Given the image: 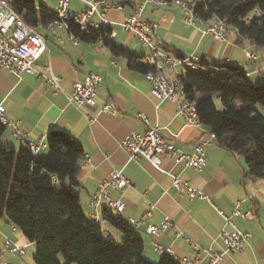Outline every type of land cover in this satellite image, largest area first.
I'll list each match as a JSON object with an SVG mask.
<instances>
[{
  "label": "crops",
  "instance_id": "crops-1",
  "mask_svg": "<svg viewBox=\"0 0 264 264\" xmlns=\"http://www.w3.org/2000/svg\"><path fill=\"white\" fill-rule=\"evenodd\" d=\"M36 1L52 9L57 3V0ZM109 1L106 17L110 21L108 27L116 34L115 43L143 56L146 51L140 41L126 32L122 23L144 0ZM71 8L81 11L85 4L72 0ZM142 16L157 24L155 36L175 55H194L198 61L206 59L239 65L249 71L253 81H264V47L239 38L232 28H227L224 41H218L210 34H203L199 25H187L181 7L173 1L168 4L148 2ZM93 20L101 23L97 15ZM37 30L45 37L48 48L38 65L42 68L50 61L61 78L62 91L53 89L37 75L0 71V105L5 107L8 118L21 121L32 141L47 145L49 133L60 130L80 143L85 156L80 160L79 193L86 215L89 216L92 210L90 199L101 182L109 179L114 170L121 169L130 181V187L123 194L114 191L113 197L123 199L126 204L123 218L145 216L146 223L137 232L144 240L147 258L156 262L162 259V255L154 250L157 241L163 247L171 248L175 258L193 259L195 249L187 237L204 248L224 253L223 264H264V178L247 177L245 159L217 143L206 148L208 162L201 172L177 165L166 156H161L163 170L144 158L129 161L120 142L133 131L144 133L149 126L159 125L167 140L183 151L192 152L195 144L206 137L208 129L187 125L176 114V102L158 103L145 74L131 70L125 58L115 57L103 43L80 41L76 45L62 28L51 31L40 25ZM249 53L256 54V59L251 60ZM91 72L99 73L103 78L96 103L87 108L92 121L67 99L73 85ZM106 103H114L117 112L101 113L100 109ZM4 141L16 147L22 144L10 128ZM169 173L190 181L227 213L236 208L255 210L253 219L236 220L239 228L251 234L243 250L225 251L219 237L224 228L222 217L209 202L174 188ZM96 213L103 218L102 210ZM167 219L174 222L172 228L158 235L148 233L150 224L159 225ZM101 224L107 236L117 240L123 237L110 223L102 221ZM8 241L25 253H10L6 248ZM35 254L36 244L6 216H0V264H35ZM201 264L207 262L204 260Z\"/></svg>",
  "mask_w": 264,
  "mask_h": 264
},
{
  "label": "trees",
  "instance_id": "trees-1",
  "mask_svg": "<svg viewBox=\"0 0 264 264\" xmlns=\"http://www.w3.org/2000/svg\"><path fill=\"white\" fill-rule=\"evenodd\" d=\"M26 23L39 27L57 19L54 9L36 0H9ZM171 2L173 0H165ZM196 17L224 20L239 38L264 47V0H191ZM256 11L257 15L252 16ZM79 41L103 43L131 70L146 74L152 67L110 39L107 26L80 29L68 21ZM179 77L185 98L195 104L202 126L215 143L245 159L247 177L264 178V82L255 83L245 68L228 62L199 61ZM0 120V216L36 244V264H181L170 255L158 262L145 256L143 238L123 216L103 210L105 222L122 234H105L101 223L86 215L79 193L80 143L66 132L52 130L46 152L4 141ZM62 256L63 261L60 260Z\"/></svg>",
  "mask_w": 264,
  "mask_h": 264
},
{
  "label": "built area",
  "instance_id": "built-area-1",
  "mask_svg": "<svg viewBox=\"0 0 264 264\" xmlns=\"http://www.w3.org/2000/svg\"><path fill=\"white\" fill-rule=\"evenodd\" d=\"M72 0H57L54 11L57 19L43 25L48 30L54 31L56 28L64 29L77 45L80 41L74 35L68 32V21L74 20L80 29L86 30L93 27L109 26L110 21L106 17V8L110 6L109 0H80L85 4L81 11H75L71 8ZM191 0H173L183 11L185 23L189 26L201 27L203 34H210L218 41H224L227 23L218 17L211 21H203L196 17L194 9L190 5ZM148 2H158L168 4L165 0H144L142 4L135 7L122 23L126 32L133 34L140 41L143 49L146 51L143 55L144 63L152 68L145 74L146 79L151 84V93L158 103L165 101H174L177 103V116L181 117L187 125L202 126L195 104L185 98L184 87L179 77L183 74L185 68H200L199 61L194 55L180 57L168 50L163 41L155 36L157 24L143 19V9ZM103 8V10L101 9ZM97 15L101 23L93 20ZM199 23V24H198ZM202 25H205L203 27ZM115 32H111L110 39L114 40ZM48 52L45 37L34 27L25 22L22 16L13 8L9 0H0V71H9L15 75L27 73L37 75L48 83L53 89L62 91L61 78L54 72L50 61L42 68L38 62ZM251 60L256 59V54L249 53ZM250 74V73H248ZM102 75L91 72L85 76L82 81L73 85L72 92L67 95L70 105L86 113L87 118L92 121V117L87 108L96 103L98 88L102 84ZM101 113H116L117 108L114 103H106L101 109ZM0 120L10 128L14 136L22 144L27 145L34 153L43 151L47 145L42 142L32 141L29 133L24 129L21 121L12 120L5 115V107L0 105ZM162 127L159 125L149 126L144 133L131 132L124 137L120 145L127 152L129 161L144 158L151 162L155 168L163 170L161 156L172 159L177 165L184 168H192L201 172L207 165L206 148L215 143L214 133H206V137L197 142L192 152H186L179 149L174 143L167 140L162 134ZM89 161V157H87ZM172 178V186L185 191L192 198H199L209 202L222 217L224 228L219 237L225 247V251L239 252L243 250L251 234L238 227L236 220L249 221L256 216L254 209L241 210L236 208L231 213L219 209L212 201L211 197L198 190L190 181L181 176L169 173ZM130 187V181L124 175L121 169L114 170L109 179L101 182L97 191L90 199L91 212L89 218L96 223L105 222L104 218L97 216V211L107 210L108 212L123 216L126 204L123 199H115L113 192L123 194ZM127 222L139 229L146 223L145 216L140 219H126ZM174 222L167 219L159 225L150 224L148 233L158 235L174 226ZM193 244L195 257L193 259H178L181 264H201L206 261L207 264H223L224 253L204 248L199 244ZM7 250L12 254H24L25 251L20 247L6 242ZM154 250L160 255H170L175 257L171 248L163 247L159 242H154Z\"/></svg>",
  "mask_w": 264,
  "mask_h": 264
},
{
  "label": "rangeland",
  "instance_id": "rangeland-1",
  "mask_svg": "<svg viewBox=\"0 0 264 264\" xmlns=\"http://www.w3.org/2000/svg\"><path fill=\"white\" fill-rule=\"evenodd\" d=\"M255 15H257V12H256V11L253 12L252 16H255ZM253 82H255V83H259L258 81H255V80H254ZM263 82H264V81H263ZM60 260L63 261L62 256H60ZM35 264H36V263H35Z\"/></svg>",
  "mask_w": 264,
  "mask_h": 264
}]
</instances>
